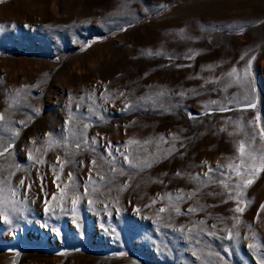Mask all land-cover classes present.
<instances>
[{"label":"rangeland","instance_id":"rangeland-1","mask_svg":"<svg viewBox=\"0 0 264 264\" xmlns=\"http://www.w3.org/2000/svg\"><path fill=\"white\" fill-rule=\"evenodd\" d=\"M0 116V264L264 261V0H0Z\"/></svg>","mask_w":264,"mask_h":264},{"label":"snow or ice","instance_id":"snow-or-ice-1","mask_svg":"<svg viewBox=\"0 0 264 264\" xmlns=\"http://www.w3.org/2000/svg\"><path fill=\"white\" fill-rule=\"evenodd\" d=\"M121 95H124V94L121 93ZM213 103H215V102H213ZM252 106L254 107V105H252ZM2 120H3V116H0V121H2ZM71 120H72V118L70 117V119H69V121H68L67 123H71ZM85 128H87V125H85ZM260 134H261V136H264V129H261V133H260ZM73 135L78 137V139H77L76 142H75V147H76L77 149L81 148V145H82L83 143H87V141H86L85 138L83 137L82 133H74ZM252 138L255 139V136L253 135ZM48 143H49L50 145L53 143V141L51 140V137L49 138ZM130 143H133V142L130 141ZM11 147H12L11 144H10L8 147L0 146V156H4L5 154L10 153V148H11ZM110 148H111V146L109 145V149H110ZM239 152H240L241 158H244V156H245V144H244V143H241V144L239 145ZM111 154H112V153L109 151V155H111ZM74 155H75V153L69 151V152L66 153V158L70 159V158H71L72 156H74ZM29 158H30V159L33 158L31 153H30V155H29ZM248 159H249V160H252V161L254 162V158L252 157L251 153L248 154ZM59 160H60V158L58 157V158H57V162H58V163H59ZM124 160H125V161H128V160H129V156H128V155H124ZM35 163H43V161H41V160H39V159H36V160H35ZM90 163H91L92 165H95V164H96V161H91ZM257 170H258V169L255 168V167H252V168L250 169V171H251L253 174H254ZM259 170H264V159H262V161H261V166H260V169H259ZM62 171H63V165H61L60 173H62ZM113 171H114V169H113ZM209 171H211V169H209ZM60 173H57L55 167L53 168V174H54L55 179H56L57 181H59V180L61 179V174H60ZM223 174H224L223 171H221V175H223ZM177 175H179V173H177ZM100 178H101V179H104V177H100ZM89 179H90V182H91V177H89ZM72 180H73V175H72V173L70 172V173H68V175H67V181H72ZM41 181H43V177H41ZM7 183H8L7 180L0 181V184H4V185H6ZM251 183H253V181H252L251 179H249V180H247V183H246L245 186L250 185ZM19 184H20L21 187H24V186H25V181L22 179V180H20ZM41 186L43 187V183H42ZM58 187H59V185H58ZM30 188H31V185H28V186H27V189H30ZM4 190H5V189L0 188V191H4ZM10 191H11L12 196L14 197V196H15L16 189H11ZM85 191H87V189H85ZM189 198H191V197H189ZM77 199H79V197H77ZM178 199H183V197H179ZM6 203H7V202H6ZM46 203H47V201H46ZM72 203L75 204V203H76V200H73ZM89 203H91V201H89ZM170 207L172 208V210L176 211L177 213L180 212V209H179L178 207H176L175 205H172V206H170ZM48 210H49V209L46 207V208H45V211L47 212ZM9 211H15V209H14V208H13V209H7L6 206H5L4 209H0V217L3 218V220H4L5 223H10V222H11V221L8 219V212H9ZM159 211H160V212H164L165 209H164V208H161ZM188 211H190V212H194L195 209H193V208H189ZM236 211H237V212H240V211H242V209H240L239 207H237ZM57 234H58V235L60 234L59 231L57 232ZM229 238H231V237H229ZM262 264H264V261H262Z\"/></svg>","mask_w":264,"mask_h":264}]
</instances>
